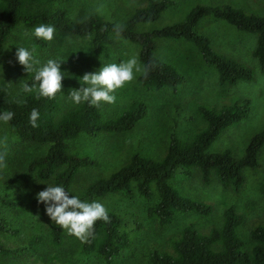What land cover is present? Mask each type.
<instances>
[{
  "label": "rangeland",
  "instance_id": "obj_1",
  "mask_svg": "<svg viewBox=\"0 0 264 264\" xmlns=\"http://www.w3.org/2000/svg\"><path fill=\"white\" fill-rule=\"evenodd\" d=\"M151 22L136 25L143 31L182 20L195 5H230L244 12L264 15V0H171ZM146 0H59L57 5L69 19H77L88 12H97L116 22H121L135 8ZM38 26L16 27L7 36L0 57V83L10 92L18 89L27 72L15 57L17 47L27 48L42 66L49 59L66 60L61 71L67 73L59 93L56 116L66 108L75 106L68 97L70 89H78V80L85 73L98 71L106 64H120L133 56L137 57L138 46L117 34H111L113 44L104 46L98 54L90 51L89 36L79 37L66 32H55L52 41L43 47L32 43L34 29ZM194 31L209 37L215 51L233 57L248 65L253 71L250 80H238L234 84L218 82L214 68L204 62L196 47L184 39H156L154 53L172 64L183 76L175 92L170 89L148 90L135 79L116 90L114 104L103 103L101 113L109 119L120 114L131 100L145 105V113L130 129L118 133L100 132L95 136L80 134L69 143L70 151L80 156L93 158L96 163L79 168L70 184V191L80 193L85 185L100 176H106L127 161L129 155L137 152L154 159L160 158L165 142L170 136H190L204 123L198 114V107L218 106L247 99V115L225 127L207 148L208 151L230 149L239 156L248 139L264 125V73H260L257 60L252 56L255 34L236 29L222 19L202 17ZM139 62V61H138ZM140 64V63H139ZM46 144L22 142L16 138L8 123L0 121V151H6V168H0V194L20 199L21 208H8L0 204V212L7 220L19 227L16 234L0 232V242L12 249L8 256L0 255V264H104L99 255L82 252L80 241L68 235L61 227V240L57 245L49 242L50 228L55 225L45 214V205L37 203L36 194L52 185L51 179L37 180L25 169V163L33 156L44 152ZM244 181L238 191L223 189L213 175L204 184L196 171L186 177L176 173L170 182L182 194L211 205L207 215L192 211L179 212L167 224L160 225L147 215L146 207L156 198L155 190L148 198L134 194L125 197L119 192L106 193L93 201L106 209L124 214L128 218L126 228L130 236L128 248L114 256L109 264H143L151 249L171 252V240L182 226L189 224L200 232H207L212 226H219L222 210L230 205L242 213L243 221L236 228L244 239L245 247L251 245L248 228L264 210V145L260 148L257 166L243 170ZM153 187V186H152ZM132 220L140 223L135 228ZM37 235L40 241L31 250L27 245L30 236Z\"/></svg>",
  "mask_w": 264,
  "mask_h": 264
},
{
  "label": "trees",
  "instance_id": "obj_2",
  "mask_svg": "<svg viewBox=\"0 0 264 264\" xmlns=\"http://www.w3.org/2000/svg\"><path fill=\"white\" fill-rule=\"evenodd\" d=\"M59 0H0V57L7 36L18 24L25 27L51 25L55 32L85 37L89 36L90 51L98 54L104 46L113 44L111 34L134 42L138 46L137 58L141 68H146L147 76L140 72L137 81L145 89H170L183 82V76L169 62L154 53L156 39H184L190 41L198 50L202 60L212 66L220 84H234L238 80H250L253 71L237 59L221 54L211 46L209 37L194 31V26L202 17L222 19L240 31L255 34L252 56L257 60L260 73H264V15L244 12L230 5H195L178 22L165 24L149 30H136V25L151 22L171 4V0H146L135 8L121 22H116L97 12H88L77 19H69L57 5ZM47 41L34 37L32 43L43 47ZM41 62L33 64V71L26 73L18 89L10 92L0 83V114L14 113L7 122L18 140L27 143L46 144L43 153L33 156L25 163V169L37 180L51 179L52 186H61L70 196L82 202L92 200L106 193L119 192L125 197L134 194L148 198L155 190L154 202L146 207V213L157 223H169L177 213L192 211L207 215L211 205L182 194L170 179L176 174L186 177L196 169L200 180L206 184L213 175L223 189L233 192L241 187L245 168L257 166L260 148L264 145V125L246 142L239 156L230 149L208 151L211 142L225 127L245 117L248 100L240 99L218 106H199V115L204 123L190 136H170L165 142L164 153L154 159L134 152L116 170L106 176L89 181L83 190L74 194L70 191L79 168L93 165L96 161L88 156H80L70 151L69 143L80 134L95 136L100 132L118 133L130 130L145 113V105L139 100H131L128 106L116 117L105 119L101 107L89 106L87 102L66 108L56 116L59 93L52 99L40 97L38 87L25 92L24 85L32 86L36 70ZM63 83V80H62ZM32 109L39 111L38 126L29 123ZM153 186V187H152ZM0 204L10 209L21 208L23 202L11 196L0 194ZM110 222L98 220L94 224L90 242L81 243L82 252H93L100 256L104 264L130 245L126 228L128 218L124 214L107 209ZM243 221L242 213L233 206H226L221 212L219 226L200 232L189 224L181 227L179 234L171 240V252L151 249L143 264H264V210L261 217L249 228L251 245L245 247L236 228ZM135 228L140 227L132 220ZM19 227L11 224L0 212V232L16 234ZM61 228L53 225L49 231V242L57 245L61 240ZM40 241L37 235L27 240L31 250ZM12 249L0 242V255L8 256Z\"/></svg>",
  "mask_w": 264,
  "mask_h": 264
},
{
  "label": "clouds",
  "instance_id": "obj_3",
  "mask_svg": "<svg viewBox=\"0 0 264 264\" xmlns=\"http://www.w3.org/2000/svg\"><path fill=\"white\" fill-rule=\"evenodd\" d=\"M55 28L51 25L41 24L33 31V35L44 41H52ZM15 57L25 72L33 71V64H38L31 51L24 47H17ZM66 60L49 59L46 64L36 70L34 84L24 85L25 92H32L38 87L39 96L52 99L57 93L62 92V80L67 73L61 71V63ZM147 69L141 68L138 58L131 57L120 64H106L98 71L85 73L79 78L78 89H70L68 97L74 104L87 102L89 106L101 107L103 103L114 104L115 92L125 87L135 79V74L143 72L147 76ZM14 113L5 111L0 114V121H11ZM39 111L32 109L29 116L30 125L38 126ZM6 151H0V168H6ZM37 203L45 205V214L55 224L67 231L68 235L74 236L81 243L90 242L93 236L94 224L98 221L110 222L107 209L99 202H82L76 196H70L61 186L47 185L36 194Z\"/></svg>",
  "mask_w": 264,
  "mask_h": 264
}]
</instances>
